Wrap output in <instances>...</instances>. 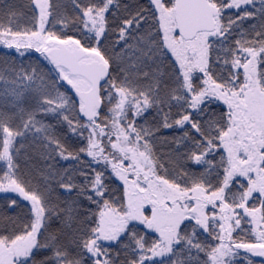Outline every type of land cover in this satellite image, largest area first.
Returning a JSON list of instances; mask_svg holds the SVG:
<instances>
[{"label":"snow or ice","instance_id":"1","mask_svg":"<svg viewBox=\"0 0 264 264\" xmlns=\"http://www.w3.org/2000/svg\"><path fill=\"white\" fill-rule=\"evenodd\" d=\"M0 264H264V0H0Z\"/></svg>","mask_w":264,"mask_h":264}]
</instances>
